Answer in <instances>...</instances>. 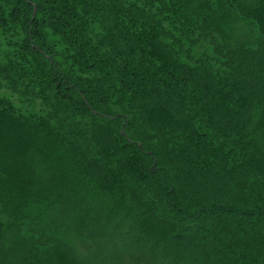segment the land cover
Wrapping results in <instances>:
<instances>
[{"label":"trees","instance_id":"1","mask_svg":"<svg viewBox=\"0 0 264 264\" xmlns=\"http://www.w3.org/2000/svg\"><path fill=\"white\" fill-rule=\"evenodd\" d=\"M97 210L264 264V0H0V264H84Z\"/></svg>","mask_w":264,"mask_h":264},{"label":"rangeland","instance_id":"2","mask_svg":"<svg viewBox=\"0 0 264 264\" xmlns=\"http://www.w3.org/2000/svg\"><path fill=\"white\" fill-rule=\"evenodd\" d=\"M241 25V24H239ZM243 28V26H242ZM237 34V33H236ZM242 37V35L240 34ZM252 37L251 34L244 35ZM238 39V38H237ZM209 43L203 42L198 48L210 52ZM96 221L84 230L68 233L66 241L78 259L84 264H173L135 245L137 236L129 230L130 219L119 217L106 220L96 212ZM122 218V219H121Z\"/></svg>","mask_w":264,"mask_h":264}]
</instances>
